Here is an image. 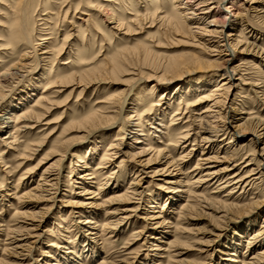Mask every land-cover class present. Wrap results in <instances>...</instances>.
Returning a JSON list of instances; mask_svg holds the SVG:
<instances>
[{
  "label": "rangeland",
  "instance_id": "374dc122",
  "mask_svg": "<svg viewBox=\"0 0 264 264\" xmlns=\"http://www.w3.org/2000/svg\"><path fill=\"white\" fill-rule=\"evenodd\" d=\"M80 1L82 2L80 10L75 13ZM149 1H156V3L153 2L151 4L152 6H148L151 12H153L152 8L160 7L163 11L174 13V6L179 4H173V0ZM259 1L262 2L260 8L251 13L252 23H255L254 25L258 28H256L254 33L252 29L241 32L242 25L240 23H242V20L240 17L234 18L232 21L238 23V26L232 32V42H236L237 36L240 35L248 40L249 45L246 52L240 53L246 45H239L236 48L235 54H238V59L234 65H242L241 74L246 79L245 83L251 85L254 83L258 84V87H262L263 83L260 80L264 81V76L262 75V72H264V54L260 50L264 48V30L259 27L264 28V0ZM17 2L18 0H0V40L4 43H16V39L11 36V33L12 26L15 23L12 9ZM90 2L93 4L88 5L87 3ZM138 2L143 3L139 0H118V5L115 6L116 16L125 20V23L129 26V31H127L126 26L119 28L115 19L109 20L106 18L105 12L102 10L100 12L96 11V6H111L112 4L109 3V0H29L30 8L35 4L39 5L37 13L32 17L33 21L35 19L36 21L41 20L38 22V25H40L45 23L42 20L50 17L51 20L47 23V27L55 29L57 26L51 38V42L53 41L52 49L54 50L53 58H51L49 63H41L43 68H39V63L35 59L32 50L28 49L27 56L20 58L23 49L26 48L25 45L17 47L13 51L9 50V52L16 53V55L8 58H5L0 52V60L7 62L5 65L0 63V73L4 72L12 63L17 64V67L21 65L20 63H26L30 66L27 69L29 73H22L25 77L21 78L20 82H14L11 88L5 89L4 94L6 97L1 103L0 109L7 108L15 100L20 99L24 91L32 87L38 77L45 80L41 84L40 91L36 93L37 96L44 91V86L50 84L53 80L56 81L55 84L49 86V88L55 86L50 91L54 93L52 99L55 106L34 130L19 136L21 138L20 141H22L20 145L11 146L10 149L3 147L1 140L6 131L2 134L0 133V159L2 158L3 161L0 160V248L2 249L0 250V260L2 258L5 259L7 264H72L68 258H66V262L60 261L59 258L64 256L65 252L71 251L64 248H71L79 243L80 238L76 235L73 227L75 221H80L83 224L85 219H87L86 213L94 212L95 221L99 222L97 229L99 230L100 227L104 229L105 227L103 226H106V223H115L118 218L123 216L121 209L137 207V204L135 205L133 202L113 203L111 205L104 203V201L105 199L113 198L114 195L121 196L127 187H130L138 171H142L139 176L142 179L141 185L146 188L145 199H149L148 197H151V195L163 196L166 192H171L169 195L173 200H169L166 203L164 200L161 202L157 212H162L161 215L163 217L157 220L150 221L148 219L153 216L156 217L157 213L154 214V211L146 207L145 204L140 206L137 213H132L133 218L128 225H122L117 228V230H120V234L117 237L109 238L112 234L110 233L111 229H107L104 232L100 229L99 237L96 242L94 241V247L99 256L94 261L87 258V261H89L87 264H100L102 260L109 263L114 262V264H118L117 262L121 261L127 264H241L233 261L236 259L245 262V264H264V255L260 260L251 259L257 253L264 252V243L254 248L255 244L261 239L264 242V235L263 237H258L254 245H248V242L251 241L249 238L257 234L264 226V179L257 182L253 190L243 194L240 200H236V203L241 206L249 204L251 199L254 202L258 201L259 206L255 208L241 207L223 213L225 210L220 209L218 205L209 204L213 210H220L219 212L221 213L216 214L207 208L205 209L203 208L204 205H202L201 209H194L188 212L181 210L182 204L192 203L188 202L189 196L191 197L190 199H194L193 194L195 192L199 194L202 192V189L196 188L197 186L193 184L200 175L195 177L194 174L198 172L205 174L209 171L217 172L227 169H230V171L223 173V175L233 174L234 172L246 174L253 168L256 170L264 168V163L261 164L262 166L259 163V160H262L260 156L262 155L261 149H264V136L262 144L256 145L253 139L255 125H251L250 122H245L244 120L240 121L242 119L247 120L249 117H258L264 120V95L258 88H253L257 91V93H254L253 91L255 90H251V85H241L237 81L241 75L234 77V81H231L238 86L233 98L234 111L232 113L233 118L236 120L235 125L239 126L240 132L244 133L242 140L239 139V142L231 139L228 135L218 139L211 137L210 142H201V139L197 138L198 134H202L200 133V127L202 126L201 122L197 120L199 116L196 114L201 113V110L207 105L204 104L192 109L191 113L186 117H182L183 120L180 121L184 124L185 121L189 120L193 124L191 125L190 139L182 145L185 148L183 150L177 149V152L175 151L171 154V157L176 162L175 165H180L178 170L171 169L168 172L169 168H166L165 171L167 172L163 176H154V172L167 167V165H163L160 159L156 160L152 155L134 159L130 157L119 158L108 164V169L99 171L101 174H97L96 179L92 180L94 185L104 184L103 190L100 193H96L97 196L82 197L78 195V193H81V189L73 181L69 180L70 169L75 161L71 159L72 152L66 150L67 154L61 162L62 149H67L71 146L78 147L76 151L79 148H87L88 146L96 148V161L93 166L96 169L99 159L105 153V147L109 140L117 137L115 132L119 127L118 125H110L105 121H99L94 124V128L82 133H76L70 130L73 123L83 119L93 109L96 111L101 106L99 102L106 97L133 100L140 95H149L151 91L154 92L156 90L155 97L153 95H150V99L147 97L148 100L141 107V114L149 113L148 111L151 110H161L165 100L160 102L158 100L162 98V94L166 95L168 97L166 99L170 100L168 105L171 106V109L166 114V119L163 120V123L169 126L171 124V116L178 109L179 103V100L172 99V96L179 93L182 88V90H186L184 88L187 85H191L204 77H209L213 73L210 70H213L214 66L217 65L215 63V60L219 57L217 54H225L226 48H216L221 43L219 42V36L215 34V28L218 29L216 32H219L220 28L212 24L213 18L207 17L206 20L200 21V25H190L191 28H194L192 33L183 38L181 35L175 36L169 32L167 33L165 27H162L157 22H154L152 26L149 20L148 22L141 21L140 24L131 23L133 15H140L139 19H141V16L145 14V9H143L145 4H139V7L137 5ZM237 3V5L242 4V6H248L249 4L243 0ZM70 6L73 7L65 18V13ZM46 9L49 13L44 11ZM43 13H48L47 17H43ZM86 14L90 15V18L85 16ZM57 19L59 20L58 25ZM190 21L192 19H189L188 24ZM78 27L80 28L79 33H77ZM29 28L32 38L36 40L39 33H36V29L32 25ZM204 28H206V32H204ZM227 34L228 32H226ZM1 41L0 43L3 44ZM36 43L40 44L36 49V53L39 55L44 47L41 46V42L37 41ZM72 45H75L74 49L76 47L79 48V52L82 53L92 50L91 58H94V62L88 66H83L84 68L95 70L99 67H106L102 73L94 75L95 81L80 82L77 78H71L73 75L78 74L77 71L80 68H83L78 64L79 57L69 52ZM72 52H75V50H72ZM59 53L60 55L57 56ZM208 54H212L211 56L215 57H208ZM174 57L199 59L203 62V65L197 69L184 70L181 74H178L177 70L170 71L168 68L169 62ZM68 60H71L72 63L67 66L65 63ZM217 62H220V60H217ZM115 63H120L121 68L116 70L114 67ZM258 67L261 68L262 72H259ZM160 72H166L165 78L162 80L157 79ZM86 83H89V86L82 93V90L87 85ZM35 98L32 97V99ZM194 100L193 97L192 99L187 98L186 101L191 102ZM154 104L159 106L153 107ZM240 112L245 113L239 115ZM143 118L142 125L146 131L149 125H147L146 117ZM49 123L51 124L47 125ZM186 129L188 128L182 130L185 131ZM153 132V129L150 130V134ZM166 135L167 133L163 134L160 140L165 145H158L159 139L156 137H150L148 144L153 149L157 147L163 149L168 145L169 141ZM131 137L133 136L128 135L127 144L133 143V138ZM170 138H173V136H170ZM196 138L197 142H194ZM41 143H44L42 147H34V152L26 153L28 144L37 145ZM72 143L73 145H71ZM134 145L136 147L141 146V144ZM226 148H230L227 153L225 152ZM24 152L29 156L28 159L20 155L24 154ZM184 153H190V155L184 162H181L179 158ZM250 154H255V157H250ZM86 155L85 158L88 160V155ZM252 158H255L256 161L251 163V166L249 168L246 167V169L245 165ZM199 160H201V170L196 173H190L195 165L199 163ZM204 160H209V162ZM121 161L123 162L120 163ZM147 163L149 164V169L144 170L141 166ZM119 165H122V167L117 168L116 166ZM49 167H53L54 170H60L62 173V185L57 195L53 196L52 200H49V198H42L43 196L38 197L39 194L35 192L30 195L27 194L32 192L37 186L40 176ZM84 171L86 170L76 171L73 174L75 176L74 179L80 181L81 179L77 178ZM112 173H115V175ZM102 174L104 176L101 177ZM108 176H110V179L107 182L105 178H108ZM170 181L175 182V184H166ZM19 182L21 184L17 188ZM187 182L190 186L183 187ZM214 182L208 189L207 197L211 195L210 193L217 186V183ZM70 183L73 185H69ZM114 188H116V193L112 192ZM192 188L195 189L192 190ZM184 191L187 193H183ZM229 191V189L222 191L220 198ZM240 193L241 191L237 192L234 198L240 196ZM93 196L94 200H97L96 204L99 205L98 207H91L90 200H83V198L87 199ZM176 199L177 201L175 202ZM83 202L84 206L81 205ZM171 202H175V205L171 206ZM73 203L81 204L73 205ZM77 212L85 214L82 215V218L76 219ZM113 212H119V215H110ZM61 220H65V223H62ZM157 222L170 223L161 227L160 230L163 235L160 236V241L152 240L148 237L150 233L156 232L151 227L154 228ZM145 223L153 226H150L148 234L143 233L139 236V231H141ZM15 228L22 231L23 234L21 236L11 234V231ZM69 238L70 240H68ZM172 241H175V244H172ZM67 242L72 243L68 244ZM235 242L239 244L240 248L237 253L232 252ZM250 243H253V241ZM18 246H23V248L16 249ZM56 246L61 248L57 249ZM157 246L163 250L157 251ZM230 247L232 249H229ZM5 248L9 249V252L6 253L8 255L11 254V257L2 255ZM225 250H227L225 252L226 255L224 254ZM81 251L82 249L78 247V252L81 253ZM231 253H236V256H232ZM48 254L51 256L48 257ZM68 257L78 262L73 255H68ZM81 259L83 262L79 260L78 263L86 264V259Z\"/></svg>",
  "mask_w": 264,
  "mask_h": 264
},
{
  "label": "bare ground",
  "instance_id": "6f19581e",
  "mask_svg": "<svg viewBox=\"0 0 264 264\" xmlns=\"http://www.w3.org/2000/svg\"><path fill=\"white\" fill-rule=\"evenodd\" d=\"M118 0H109V3L112 5L110 6H96L97 10H102L105 12L106 18L109 20H116V24L119 28L125 27L127 31H129V26H127V23H125V20L120 19L116 16L115 13V6L117 4ZM143 3L139 4H145V14L142 15L141 19H139L140 15H133V20H131V23H138L140 24L141 21L150 22L151 26L154 24V22L159 23L162 27H165L167 33H171L175 36L181 35L183 38H186L189 33H192V29L190 25H200V21L206 20L207 17H211L212 24L217 25L220 28L219 32H216L218 29L215 28V34H217L220 38L219 46L216 48H226L225 54H217L219 57L215 60V63L217 64L214 66L213 70H210L213 72L210 74L209 77H204L201 80H197L191 85H187L184 89L186 90H180L179 93L172 96V99L179 100L178 103V109L175 110L174 114L171 116V124L169 126L165 125L163 122L164 119H166V114L170 111L171 106L168 105V102L170 100L166 99V95L164 96L162 94V98L158 100V102L165 100V104L161 106V110L157 109L155 111L151 110L148 111L149 113L141 114V107L144 105L145 101L150 99V95L155 97L156 90L151 91V94L149 95H140L137 97V99L128 100L127 98H104L103 101L99 102L101 106L94 111L90 112L87 116H85L83 119L79 120L76 123H73L70 130L76 133H82L83 131H87L89 129L94 128V124L99 121H105L109 123L110 125H118V129H116L117 137H115L113 140H109L108 144L105 147V153L103 157L99 159L98 167L94 169V162L96 161V148L87 147V148H79L78 147H69L67 149H62L63 153H61L60 161L62 162L64 159V156L67 154V151H71V159L75 161L70 169V176L69 180L73 181L74 184L79 186V189H81V193H78V195H81L82 197L85 196H91L96 195L97 192H101L103 190L104 184L94 185L93 181L96 179L97 174H101L99 171H103L105 169H108V164L113 163L115 160L119 158L124 157H130L132 159L139 158L147 155H152L156 160L160 159L161 162H163V165H167L164 169H161L159 171L154 172V176H163L165 172H169V170H178L180 165H175L176 162L174 161V158L171 157V154L173 152H177V149L183 150L185 147H182L183 144H185L190 139V131H191V125L193 124L189 120L185 121L184 124L180 122L183 120L182 117H186L189 115L192 109L207 104L203 110H201V113H198L199 117H197L198 121L201 122V135L198 134L197 138L201 139V142H210L211 137H215L216 139L220 137L230 136L231 139H235L236 142H239V139L242 140V137L244 133L239 131V126H236V120L233 118V102H234V95L236 94V90L238 88L237 85H234L231 81H234V77L241 75L240 78L237 79L241 83V85H251L247 84L246 79L241 74V67L242 65H234L238 59V54L236 55V48L240 45H246L242 52L244 53L247 51L248 40L244 39L241 35L237 36L236 42H232V32L236 29L238 26V23L232 21L234 18L240 17L242 20L240 25H242V30L252 29L254 30L253 33L256 31V25L252 23L251 20V13L257 11L258 8H260V4L262 5V2L259 0H243L247 1L248 6H242V4L237 5L238 1L240 0H173V4L179 3L177 6H174L175 12H167L163 11V9L159 8H152L153 12L149 11L148 6H150L153 2L156 3V1H149V0H139ZM158 1V0H157ZM249 1V2H248ZM81 1L76 7L75 13H78L80 10ZM88 5H92L93 3H87ZM123 6L124 3H122ZM212 5V6H211ZM152 6V5H151ZM73 6H70L66 13L65 18L67 17L70 9H72ZM140 7V5H139ZM39 8L38 4H35L32 8L29 6V0H18V2L15 4V7L12 9V13L15 16V23L12 26V33L11 36L16 39V43H4L0 45V52L4 55L5 58H8L10 56L16 55V53L9 52V50L13 51L17 47L19 48L22 45H25L26 48L23 49L22 54L20 55V58L27 56L28 49L32 50L34 52V57L39 63V68H43L41 63H49L51 61V58H53L54 50L53 47V41L51 42V38L53 36V33H55V30L57 29V26L55 29H49L47 27V23L50 22L51 18L48 17L47 19H44L42 21H45L44 24L38 25V22L41 20L36 19L33 21L32 17L37 13ZM113 8V9H110ZM184 9V11H182ZM263 9V7H262ZM105 10V11H104ZM109 10V11H107ZM45 12L49 11L46 9ZM188 11H190L188 13ZM11 12V11H10ZM187 12V13H186ZM48 13H43V17H47ZM186 13V14H185ZM189 15V16H188ZM85 16H88L90 18V15L86 14ZM201 16V17H199ZM191 17V18H190ZM64 18V20H65ZM189 19H192L190 23L188 24ZM63 20V21H64ZM58 19H57V25H58ZM85 23V22H83ZM70 24V23H69ZM30 25H32L36 29V33H39V36L34 40L32 38V33L30 30ZM43 26V27H42ZM197 28V27H196ZM262 30L264 28L259 27ZM79 27L77 28V33H79ZM199 29V28H198ZM204 32H206V28L203 29ZM47 32V33H46ZM226 32L228 34L226 35ZM250 33V31H249ZM100 34V33H99ZM242 34V33H241ZM243 35V34H242ZM37 41L41 42V46H43V50L40 52L39 55H37ZM75 45H72L69 52H71L72 55H76L79 57L78 64L82 67L85 65L93 64L94 58L92 57V50L90 52H79V48H75ZM205 47V46H204ZM72 50H75V52H72ZM4 51V52H3ZM262 54H264V48L260 50ZM62 53V52H61ZM76 53V54H75ZM220 53H222L220 51ZM60 53L57 55L59 56ZM212 54H208V57H215L211 56ZM264 57V56H263ZM91 58V59H90ZM26 59V58H24ZM185 59V60H184ZM217 60H220V62H217ZM3 60H0L1 65H5L7 62H2ZM264 61V60H263ZM72 63L71 60H68L65 65H70ZM11 64V63H10ZM20 66H16L17 64H13L11 66H7L8 68L0 73V107L1 103L5 99V89L11 88L14 82H20L21 78H24V74L22 73H29L27 69H29L30 66L26 63H20ZM203 65V62L199 59L194 58H184V57H174L169 62V70L175 71L177 70L178 74H181L184 70L189 69H197L200 66ZM46 66V64H45ZM1 67V66H0ZM116 70L121 68L120 63H115ZM38 68V69H39ZM257 68V67H256ZM106 67H99L97 69H86V68H80L76 75H73L71 78H77L80 82H86L94 80V75L98 73H102ZM259 72H262L261 68L258 67ZM44 71V70H43ZM264 76V72H262ZM157 75V73H156ZM158 80H162L165 78L166 72H160L158 73ZM46 76V75H45ZM59 78V77H57ZM44 78L38 77L36 81L34 82V85L30 88H27L24 91V94L21 95L20 99L15 100V102L8 106L7 108L0 109V133L2 134L4 131L5 134L2 137L1 142L3 143L2 146L10 149L11 146L14 145H20L22 141H20L21 138L19 136L23 133H28L29 131L34 130L38 124H40L44 119L45 116L49 113V111L55 106V103L53 101V92H50L53 87L49 88L50 85L55 84L56 81H52L50 84L44 86V91L41 92L39 96H37V92L41 89V84L44 81ZM95 81V80H94ZM261 83L264 85V81L260 80ZM79 82V83H80ZM94 83V82H93ZM87 85L82 90V93L85 92V90L88 88L89 83H86ZM85 85V84H84ZM262 87H258V84H252L253 88H258L261 93L264 95V89ZM192 90V91H190ZM187 91V92H185ZM190 91V92H188ZM254 93H257V91H253ZM32 97H36L35 99H32ZM148 97V98H147ZM194 97V101H186L187 98L192 99ZM240 97V96H239ZM168 100V101H167ZM32 101V102H31ZM167 102V105H166ZM264 103V102H263ZM243 104V103H242ZM264 105V104H263ZM159 106L158 104H154L153 107ZM165 106V107H164ZM243 106V105H242ZM165 108V110H164ZM169 109V110H168ZM164 110V111H163ZM153 111V112H152ZM245 112H240L239 115H243ZM163 114V116H162ZM146 117L147 125H149V128L147 130H144V127L142 125V122L144 121L143 117ZM252 117V116H251ZM190 118V117H189ZM213 121H212V120ZM250 122L251 125H255V132L254 134V141L256 145L262 144V138L264 136V120L258 117H253L249 119H242L240 121ZM196 121V120H195ZM51 123L47 124L50 125ZM183 125V126H182ZM186 129L183 131L182 129ZM154 130L153 133L150 134V130ZM182 130V131H181ZM180 131V132H179ZM167 133L166 137H168V145L165 146L163 149H160V147L153 149V147L148 144L150 137H156L159 139L157 142L158 145H162L163 142L160 141L162 139L163 134ZM207 134V135H205ZM128 135L133 136L131 138L132 142L131 144H127L128 142ZM158 135V136H157ZM213 135V136H212ZM170 136H173V138H170ZM197 138L194 140V142H197ZM11 140V141H8ZM81 140V139H79ZM231 143V142H229ZM44 143L37 144V145H27L26 147V153H32L34 152V147H42ZM134 144H141L140 147H136ZM66 145V144H65ZM73 145V143L71 144ZM165 145V144H163ZM98 148V147H97ZM231 148V147H230ZM226 148L225 152H228V149ZM67 150V151H66ZM137 150V151H136ZM4 151V150H3ZM2 151V152H3ZM191 151H193L191 149ZM262 155L260 156L262 160H259L260 166L264 163V149H261ZM1 152V151H0ZM58 152V151H57ZM20 154L24 156L26 159H28V155ZM59 153V152H58ZM3 154V153H2ZM88 155V160H86L85 155ZM86 155V156H87ZM190 153H184L180 156L179 161L184 162L186 158H188ZM255 157V154H250V157ZM2 161V158L0 159ZM171 160V161H170ZM199 163L195 165V167L190 171V173H196L197 171L201 170V164ZM206 162H209V160H204ZM256 160L255 158H252L246 165L245 168H249L251 163H254ZM3 162V161H2ZM121 161L120 163H122ZM259 166V167H260ZM79 167V169H77ZM117 168L122 167V165L116 166ZM143 167L144 170L149 169V164H145ZM166 168H169L167 171ZM246 168V169H247ZM86 170L82 173H80L79 178L80 181H76L73 176L76 171H82ZM180 171V170H179ZM230 171V169L227 170H220V171H209L205 174H202V172H198L194 174V176L200 175V177L193 182L197 187L202 189L201 194L195 192L193 194L194 199H190L189 201L192 202L191 204H182L183 207H181V210L184 212H188L194 209H201L202 205H204L203 208H207L211 211H213L216 214H220V210H213L211 205H218L220 209H224L226 211H232L235 209H239L241 207H253L259 206V202L255 201L253 199L250 200V203L244 206L239 205V203H236V200L241 198L243 194H247L249 191L253 190L257 182L262 181L264 179V168L261 169H251L246 174H242V172H234L233 174L229 175H223V173H226ZM92 172V173H91ZM142 171H138L137 175L135 176L134 180L131 182L130 187H127L125 192L121 196H113V198L105 199L104 203H132L137 204V207H126V209H121V213H123L120 218L116 220L115 223L108 222L103 226L105 227L100 229L106 231L107 229H111L112 233L109 238L117 237L118 234H120V230H117L119 226H126L131 222V219L133 218L132 213H137L140 206L146 205V207H149V209L153 210L154 214L157 213V216H153L151 218H148L151 220H157L162 219L161 213L157 212V209H159V206L161 202L164 200L165 203L169 200H173V198L169 195L171 192H166L165 195H151V197H148L149 199H145L146 195V188H143L141 185V176H139V173ZM115 175V173H112ZM104 176L103 174L101 177ZM112 177V176H111ZM23 178V177H22ZM104 179V177H103ZM108 179H110V176L108 178L106 177L105 180L108 182ZM194 179V178H191ZM75 180V181H74ZM216 180V182H214ZM21 182V180H20ZM17 184V188L21 183ZM91 182V183H88ZM217 183V186L214 188V191L211 192L207 197V192L209 187L212 183ZM166 184H175V182L170 181ZM62 185V173L60 170H54L53 167H49L47 170H45L44 174L40 176V180L37 182V186L32 190V192H28L27 194H32L33 192L38 193L39 196H43L42 198H49V200H52L55 195H57L58 190H60V186ZM69 185H73L70 183ZM213 185V184H212ZM190 185L188 182L183 187H189ZM95 187V188H94ZM16 188V189H17ZM117 188V187H116ZM116 188L112 190L113 193H116ZM96 191H95V190ZM195 188H192V190ZM230 190L220 198V193L225 190ZM171 190V189H170ZM119 191V190H117ZM241 191L240 196L234 198V195L237 194V192ZM176 193V192H174ZM183 193H187L184 191ZM100 195V194H98ZM215 195V196H213ZM54 196V197H53ZM97 196V195H96ZM223 198V199H222ZM93 197H89L87 199L83 200H90V206L91 207H98L97 200H94ZM84 201V202H85ZM177 199L175 200V202ZM81 203H73L75 204H81ZM88 202V201H87ZM175 202H171V206L175 205ZM240 202V201H239ZM69 203V202H68ZM88 205V204H87ZM128 208V209H127ZM180 210V209H179ZM78 215H76V219L82 218L85 213L83 212H77ZM87 219H85V222L81 224L80 221H75L74 228L76 231V235L79 236L80 240L77 245L72 246L71 248H64V249H70L71 251L65 252L64 256H61L60 261L66 262V258L69 259V262L72 264H79V260L82 261L81 258H84V260L87 262V258L91 260H95L99 254L96 251V248L94 247V241L96 242V239H98L100 234V229L98 230L97 224L99 223L96 220V217L94 218L95 213L88 212ZM81 215V216H80ZM110 215H119V212H113ZM148 217V216H147ZM60 218V215H59ZM146 219V218H145ZM62 223H65V220H61ZM170 224L169 222H157L155 224L154 228L151 227V229H155L154 231L148 235L150 239L154 240H161V235H163L162 231L160 230L162 226ZM73 225V224H72ZM150 226H153L152 224L145 223L141 231H139V236H141L143 233L148 234V230H150ZM2 227V226H1ZM19 229V228H18ZM24 229V228H23ZM66 230V228H65ZM10 232V231H8ZM2 233V232H1ZM11 234L21 236L23 233L22 231L17 230V228L13 229L11 231ZM145 234V235H146ZM155 235V236H154ZM264 235V226H262V229L255 235H252L251 238H249L253 243L248 242V245L255 244L254 242H257L256 239L258 237H263ZM91 236V237H90ZM132 236V234H131ZM68 237V236H67ZM66 237V238H67ZM101 237V236H100ZM8 240V239H7ZM70 240V238L68 239ZM147 240V239H146ZM177 240V239H176ZM22 241V240H20ZM3 242V241H2ZM25 242V241H24ZM162 242V241H161ZM165 242V241H164ZM173 242V243H172ZM170 243L175 244V241H172ZM260 242V244H259ZM17 243V242H16ZM68 244L72 242H67ZM110 243V242H109ZM134 243V242H133ZM177 243V242H176ZM262 239L258 241L257 244H255L254 248L258 245H262ZM113 244V242H112ZM166 244V243H165ZM168 244V243H167ZM170 244V245H172ZM10 245V244H5ZM53 245V244H52ZM56 245V244H55ZM54 245V246H55ZM233 251L232 252H239V244L235 242L233 244ZM25 247V245H23ZM23 246H18L16 249H22ZM79 249H82L81 253L78 252ZM81 247V248H80ZM232 247V245H231ZM229 249H232V248ZM57 249L61 248L60 246H56ZM25 249V248H24ZM228 249V248H226ZM248 249V247H246ZM0 250H2L0 248ZM156 250H163L161 248H156ZM6 252H9L8 248L3 249L2 255H6L8 257H11V254H7ZM227 250L224 251V254L226 255ZM16 253V251H15ZM236 253H231L232 256H236ZM112 254V253H111ZM68 255H73V257L77 258L78 262L73 260L71 257H68ZM85 255V256H84ZM264 255V252L257 253L255 257H252V260H260ZM51 255L48 254V257ZM66 256V257H65ZM84 256V257H83ZM245 257V255H244ZM236 263L245 264V262H242L239 259L233 260ZM83 262V261H82ZM85 263V262H84ZM118 264H124V261L117 262ZM0 264H7L5 259L0 260ZM60 264V263H59ZM83 264V263H82ZM100 264H114L109 263L108 261L102 260ZM116 264V263H115ZM127 264V263H125Z\"/></svg>",
  "mask_w": 264,
  "mask_h": 264
}]
</instances>
